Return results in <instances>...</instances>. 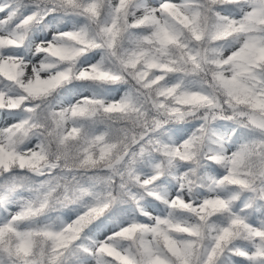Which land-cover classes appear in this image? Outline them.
<instances>
[{"label":"snow or ice","instance_id":"1","mask_svg":"<svg viewBox=\"0 0 264 264\" xmlns=\"http://www.w3.org/2000/svg\"><path fill=\"white\" fill-rule=\"evenodd\" d=\"M0 264H264V0H0Z\"/></svg>","mask_w":264,"mask_h":264}]
</instances>
